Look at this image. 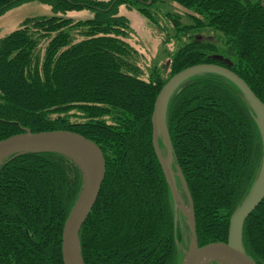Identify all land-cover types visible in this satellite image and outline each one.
Returning <instances> with one entry per match:
<instances>
[{"label": "trees", "instance_id": "trees-1", "mask_svg": "<svg viewBox=\"0 0 264 264\" xmlns=\"http://www.w3.org/2000/svg\"><path fill=\"white\" fill-rule=\"evenodd\" d=\"M31 1L50 6L53 16L27 19L0 40V142L25 130L65 131L101 149L106 176L80 234L84 264H181L184 233L154 144L155 104L173 76L198 65L231 70L264 104V0H171L192 13L190 25L166 15L174 39L189 42L172 55L168 76L154 69L148 81L126 42L131 27L120 8L158 26V0H0V17ZM84 11L93 18L67 17ZM205 29L221 35L224 48L197 40ZM166 120L198 245L227 243L230 219L262 173L258 118L233 83L206 73L171 95ZM82 188L81 170L62 154L5 159L0 264H64L63 229ZM243 247L264 264V201L245 223Z\"/></svg>", "mask_w": 264, "mask_h": 264}, {"label": "water", "instance_id": "water-1", "mask_svg": "<svg viewBox=\"0 0 264 264\" xmlns=\"http://www.w3.org/2000/svg\"><path fill=\"white\" fill-rule=\"evenodd\" d=\"M215 74L233 83L242 93L253 112L256 114L262 132L264 146V104L252 92L249 86L231 70L217 65H198L185 69L173 76L161 90L152 118L154 144L159 160L165 171L176 209L183 212L175 189L174 176L170 166L165 167L163 154L160 152L158 129L167 116L171 95L187 80L201 74ZM170 156L172 149L168 144ZM31 152H52L62 154L73 160L83 175V188L78 200L65 222L62 238V258L64 264H84L81 257L80 234L89 219L101 192L106 176V161L101 149L84 136L65 131H54L33 134L25 130L23 134L13 136L0 142V164L14 155ZM167 163V162H166ZM169 165V164H168ZM178 170V168H177ZM179 172V170H178ZM190 203L191 215L188 216L192 234V249L185 254L181 264H257L244 250L243 230L247 219L264 201V156L261 177L250 195L235 210L229 226L227 243H214L199 247L193 215L192 200L188 188L179 172ZM178 222V215L176 217Z\"/></svg>", "mask_w": 264, "mask_h": 264}, {"label": "rangeland", "instance_id": "rangeland-1", "mask_svg": "<svg viewBox=\"0 0 264 264\" xmlns=\"http://www.w3.org/2000/svg\"><path fill=\"white\" fill-rule=\"evenodd\" d=\"M152 12L156 16L159 25H153L149 20L144 18L135 10L120 8V13L129 20L131 27V33L128 36L126 42L137 51L136 61L137 65L143 72L142 79L145 81L149 80V77L154 69H158L162 76L166 77L170 73L171 58L177 50L188 43V38H182L181 40H175V31L173 29L172 22L166 17L167 14L179 15L181 22L184 25H190L191 21L189 15L191 12L185 10L180 5L173 3L171 0H158L156 6ZM53 16L52 8L46 4H42L38 1L27 2L21 6L13 8L2 17H0V40L5 38L7 35L21 28L22 24L31 18L38 17H51ZM67 17L72 18L75 21L87 20L93 18V14L89 11L84 12H72L68 13ZM75 36V43L81 41V38ZM219 35L210 29L202 30L196 35V39L200 41H210L217 43L219 47L224 45L222 41L218 42ZM170 43H166L167 40ZM47 43H43L41 51L44 54V49ZM158 139L160 145V152L163 154L164 161H166L165 167L170 166L174 176L175 191L180 201L183 212L177 209L178 222L184 233V255L192 249V234L190 229V221L188 216L191 215V203L187 194V191L180 181L179 172L177 166L174 163L172 156H170L168 149V129L167 120L164 119L163 124L158 129ZM169 164V165H168ZM171 176V177H172Z\"/></svg>", "mask_w": 264, "mask_h": 264}]
</instances>
